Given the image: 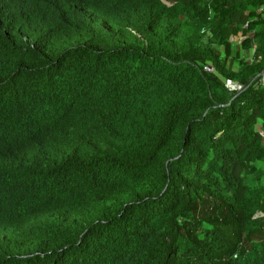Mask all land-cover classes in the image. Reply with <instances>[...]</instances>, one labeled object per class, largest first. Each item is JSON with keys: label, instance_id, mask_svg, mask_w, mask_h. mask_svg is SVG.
I'll list each match as a JSON object with an SVG mask.
<instances>
[{"label": "trees", "instance_id": "obj_1", "mask_svg": "<svg viewBox=\"0 0 264 264\" xmlns=\"http://www.w3.org/2000/svg\"><path fill=\"white\" fill-rule=\"evenodd\" d=\"M262 74L264 0H0V264H264Z\"/></svg>", "mask_w": 264, "mask_h": 264}, {"label": "built area", "instance_id": "obj_2", "mask_svg": "<svg viewBox=\"0 0 264 264\" xmlns=\"http://www.w3.org/2000/svg\"><path fill=\"white\" fill-rule=\"evenodd\" d=\"M205 70L207 71H212V69L205 67ZM264 80V75L262 74V81ZM225 88L228 89L229 91H240L242 90V86L240 84H237L231 80H226L225 81Z\"/></svg>", "mask_w": 264, "mask_h": 264}, {"label": "rangeland", "instance_id": "obj_3", "mask_svg": "<svg viewBox=\"0 0 264 264\" xmlns=\"http://www.w3.org/2000/svg\"><path fill=\"white\" fill-rule=\"evenodd\" d=\"M238 41V40H237Z\"/></svg>", "mask_w": 264, "mask_h": 264}]
</instances>
